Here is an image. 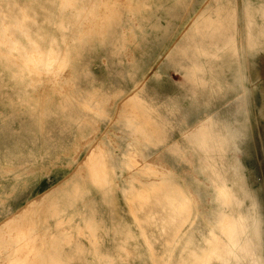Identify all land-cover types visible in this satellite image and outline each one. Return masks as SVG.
Masks as SVG:
<instances>
[{
	"label": "rangeland",
	"instance_id": "374dc122",
	"mask_svg": "<svg viewBox=\"0 0 264 264\" xmlns=\"http://www.w3.org/2000/svg\"><path fill=\"white\" fill-rule=\"evenodd\" d=\"M260 67L264 0H0V264H264Z\"/></svg>",
	"mask_w": 264,
	"mask_h": 264
},
{
	"label": "bare ground",
	"instance_id": "6f19581e",
	"mask_svg": "<svg viewBox=\"0 0 264 264\" xmlns=\"http://www.w3.org/2000/svg\"><path fill=\"white\" fill-rule=\"evenodd\" d=\"M216 29H217V31H218V34H219V36L221 37V39H224L225 38V33H224V28L221 26V27H216ZM49 54V53H48ZM47 54V55H48ZM30 55V54H29ZM50 55V54H49ZM50 56H52V55H50ZM34 57V56H33ZM55 58V57H54ZM158 58H159V56H158ZM163 58V57H162ZM52 59H53V57H52ZM64 59V58H63ZM159 60V59H158ZM27 61H29V59L27 60ZM55 61V60H54ZM157 61V60H156ZM50 63H52V62H50ZM47 65H49V64H47ZM28 69H30V68H28ZM33 72H35V71H33ZM142 76V75H141ZM143 76H145V75H143ZM145 78V77H144ZM153 79V78H152ZM20 102V101H19ZM203 135V134H202ZM208 149V148H207ZM94 156V155H93ZM220 177H224V178H222V181L225 183L226 181L228 182L229 180H230V177L228 176V175H226V176H222V174H220ZM254 196V198L256 199V197H255V194H253ZM247 198V197H246ZM256 204H258V202H257V200H256V203L254 204V206L256 207L257 205ZM238 205L239 206H241L242 204H241V202H239L238 203ZM32 211V210H31ZM166 211V213L168 212V210H165ZM171 218V217H170ZM170 218L168 219L167 217H163V219L162 220H164V222L165 223H170L171 221H170ZM179 224V223H178ZM248 225H247V222L245 221L244 222V227H247ZM8 254V253H7ZM9 256H11V255H9ZM10 259V258H9Z\"/></svg>",
	"mask_w": 264,
	"mask_h": 264
},
{
	"label": "crops",
	"instance_id": "0c3cea01",
	"mask_svg": "<svg viewBox=\"0 0 264 264\" xmlns=\"http://www.w3.org/2000/svg\"><path fill=\"white\" fill-rule=\"evenodd\" d=\"M261 66H262V65H261ZM260 68H262V67H260ZM263 69H264V67L262 68V71H263V74H264V70H263Z\"/></svg>",
	"mask_w": 264,
	"mask_h": 264
}]
</instances>
